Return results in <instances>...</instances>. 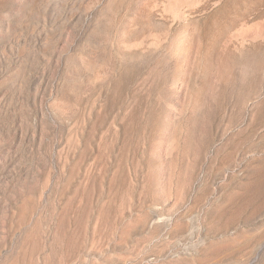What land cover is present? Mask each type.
<instances>
[{"label":"rangeland","instance_id":"374dc122","mask_svg":"<svg viewBox=\"0 0 264 264\" xmlns=\"http://www.w3.org/2000/svg\"><path fill=\"white\" fill-rule=\"evenodd\" d=\"M0 264H264V0H0Z\"/></svg>","mask_w":264,"mask_h":264}]
</instances>
